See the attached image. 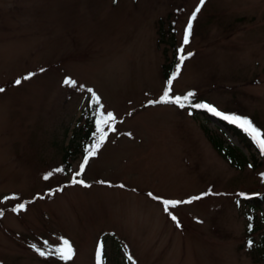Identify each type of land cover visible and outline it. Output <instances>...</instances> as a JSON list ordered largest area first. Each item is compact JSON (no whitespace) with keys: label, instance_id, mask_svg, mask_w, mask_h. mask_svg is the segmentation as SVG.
Here are the masks:
<instances>
[{"label":"rangeland","instance_id":"1","mask_svg":"<svg viewBox=\"0 0 264 264\" xmlns=\"http://www.w3.org/2000/svg\"><path fill=\"white\" fill-rule=\"evenodd\" d=\"M198 5L0 0V264H98L101 242L103 264H264V202L245 200L264 193V153L206 108L148 103L177 59L171 96L192 92L190 103L247 118L264 137V0H205L184 44ZM88 88L116 119L80 184L96 117L80 147L71 133L85 129ZM153 196L201 199L165 212ZM64 239L69 261L54 251Z\"/></svg>","mask_w":264,"mask_h":264},{"label":"snow or ice","instance_id":"2","mask_svg":"<svg viewBox=\"0 0 264 264\" xmlns=\"http://www.w3.org/2000/svg\"><path fill=\"white\" fill-rule=\"evenodd\" d=\"M205 3V0H200V5H198L196 7V9L193 11L192 16L189 18L188 21V25L185 29L184 32V44H187L189 42V36L191 33V28H192V21L195 20L197 13L200 11V6H202ZM181 52L183 51V49L180 50ZM189 56L191 55V53L188 54ZM187 57L181 55L180 56V62L181 64L183 63V61L186 59ZM41 71H43V69H41ZM180 71V64L177 65V69L176 72H174L172 74V78L169 79L167 81V86L163 92V95L160 97L159 100L157 101H149V104H157V103H164V104H176L178 106H180L181 108L185 107L186 104H189L191 101V98L193 97V93L189 92L184 96H171L170 92H171V85H172V80L175 79V77L177 76V74ZM33 74H29L28 76H25L24 79H29ZM15 83L17 85H19L21 83L20 80H16ZM64 84L65 85H69V86H76L77 82L66 78L64 80ZM81 87H83L81 85ZM4 89L0 88V92H3ZM87 91L91 94L90 96V100H89V107H92L93 105L98 106L96 108V120H95V124H96V138L94 140V143L92 145H90L87 149H86V155L84 156L83 162L80 164V170L79 172L75 173V176L73 177V183H80L83 184V181L81 180H77L75 177L76 176H80L84 170L86 165L88 164V161L91 157L96 155L97 150L100 148V146L104 143V141L106 140L107 136H108V132L110 131H115L113 125H112V121H114L116 119V117L114 116V114L112 112H107L106 114L102 111H100V109L103 107V105L100 102V98L99 96H97V94L93 91V89L88 88ZM192 107L195 108H206L208 111H211L212 113H214L217 116H221L223 119L225 120H229L230 122L237 124L239 127H241L244 131H246L247 133H249L252 138L256 141V143L258 144L260 150L262 153H264V137H262V133L261 131L256 128L252 121H250L247 118H241L239 116H229V115H225L221 112H218L214 107H212L211 105H207V104H193ZM105 126H107V131H105ZM56 172H60L63 171V169H55ZM52 175V173H48L47 175L44 176V179L47 180L49 179V177ZM87 186V185H85ZM120 187H124V185H119ZM209 193H205L203 195H208ZM152 193H149V196H152ZM243 195V194H241ZM15 197H9L6 199H14ZM153 199L159 200L163 206H164V211L168 212L170 208H174L179 204L182 203H191L192 200H198L201 199L200 196H195L192 197L191 200H187V201H178V200H167V199H161L158 196H153ZM24 204H18L15 208H13V211H20L22 209H24ZM0 215H2V213H0ZM173 220H176L175 216H172ZM250 229H251V225H249ZM249 245H251V241L249 242ZM35 248V246H33ZM39 253V255L41 256H45L46 253L44 251H41L40 249H36ZM55 254L59 257L60 260L62 261H69L72 259L73 254H74V250L73 247L71 245V243L67 240L64 239L62 241V246L56 248L55 250ZM52 253H47V255H51ZM97 258L99 259V249L97 251Z\"/></svg>","mask_w":264,"mask_h":264},{"label":"trees","instance_id":"3","mask_svg":"<svg viewBox=\"0 0 264 264\" xmlns=\"http://www.w3.org/2000/svg\"><path fill=\"white\" fill-rule=\"evenodd\" d=\"M161 39V38H160ZM162 40V39H161ZM172 68H170V71H171ZM168 72V73H167ZM167 72H165V76L166 78L167 75L169 74V70H167ZM191 104V103H189ZM96 105H93L92 107H89L88 105L84 108V111H85V118L86 120L84 121V125L83 127H85V129L83 130L82 132V135L80 134H77V136L75 134H73L74 130L72 131L71 135L75 138H73L71 141H76V144L75 146L77 147H80V142L81 141H78V140H82L81 137H83L84 139L88 138L89 135H92L91 134V127L92 125L94 124V120H95V117H96V113H95V110H96ZM222 121V124L225 126V128H228L230 131L233 132V134L239 138L241 140V143L244 145L245 148H247L249 151L253 150V147H254V144L253 142L251 141L250 138H248L246 136V134L243 132L244 130H241L239 127H236L234 125H229L228 123H226V121L220 119ZM76 132V131H75ZM85 134V135H84ZM89 139V138H88ZM213 145L215 146V148L220 151V153L225 157L226 160H228L231 164H234L235 161L233 160V157H230L229 154L227 152H225L224 150H221V144L219 145L217 143V141H214ZM68 150V149H67ZM67 150L64 152V154L62 155V157L64 159H66V156L69 152H67ZM71 151V150H70ZM245 156V155H244ZM245 200H250L252 202V204H250L251 207H254L256 206L258 203L260 202H264V193L262 194H259V195H256V196H253L251 198H247ZM254 221V216L253 214H250L249 215V224L247 226V229L249 230H252L254 229V227L256 226L255 223L253 222ZM249 225H251V229L249 227ZM257 246H260V247H264V236H262L261 240L258 241L257 243Z\"/></svg>","mask_w":264,"mask_h":264}]
</instances>
